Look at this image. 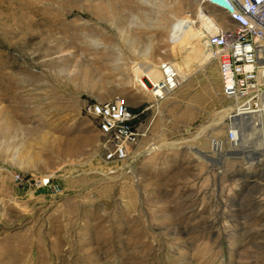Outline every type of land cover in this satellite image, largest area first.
Returning a JSON list of instances; mask_svg holds the SVG:
<instances>
[{
    "label": "rangeland",
    "instance_id": "rangeland-1",
    "mask_svg": "<svg viewBox=\"0 0 264 264\" xmlns=\"http://www.w3.org/2000/svg\"><path fill=\"white\" fill-rule=\"evenodd\" d=\"M227 26L205 0H0V264H264V151L207 46ZM162 61L187 79L156 102ZM119 96L141 134L111 160L89 106Z\"/></svg>",
    "mask_w": 264,
    "mask_h": 264
},
{
    "label": "built area",
    "instance_id": "built-area-1",
    "mask_svg": "<svg viewBox=\"0 0 264 264\" xmlns=\"http://www.w3.org/2000/svg\"><path fill=\"white\" fill-rule=\"evenodd\" d=\"M221 11L227 22L218 32L207 37V46L217 58L223 96L234 102L232 114H255L264 107V0H206ZM161 78L147 82L156 102L165 100L181 84L176 67L170 61L159 64ZM89 112L98 120L101 133L109 142L106 157L123 160L140 137L137 121L140 111L133 108L125 96L98 102L89 106ZM228 139L236 142L237 128H231ZM20 178V175L17 176Z\"/></svg>",
    "mask_w": 264,
    "mask_h": 264
},
{
    "label": "bare ground",
    "instance_id": "bare-ground-1",
    "mask_svg": "<svg viewBox=\"0 0 264 264\" xmlns=\"http://www.w3.org/2000/svg\"><path fill=\"white\" fill-rule=\"evenodd\" d=\"M200 17L204 21H207L209 23L213 19L207 13V11L204 8H202L200 11ZM209 26H210V24H209ZM213 29H214V27H212L211 30H213ZM204 54H205L204 57H209L211 55L209 51H207L206 53L204 52ZM261 63L263 64L262 72L264 73V56H263V59L261 60ZM179 76L183 77V80L187 79V76H185V73H179ZM149 79L151 80L152 83H156L159 80V78H154V79L149 78ZM140 84L144 89H146L149 86L148 84L145 83V81L140 82ZM149 89L151 90L152 88H150V86H149ZM232 110H233V108H232ZM227 116L234 122V125H236V126L238 125L239 128H241V130H242V133H239L240 140L238 142V144L241 148L243 147V149H246V151H247V148H249L248 144H250L249 138H250L251 133L252 132L253 133L258 132L259 133L258 134L259 135L258 136V140H259L258 143L259 144H256V145H258V147H259L258 149L264 151V107L261 111H259L258 113H255V114L237 115V114H232V111H231V115H227ZM256 116L258 118V122H256ZM205 130H206V127L204 128L203 131H205ZM213 148L215 151L220 152L221 143L219 141H215L213 143ZM75 151H76V149L75 150L74 149L69 150V153H72ZM243 151H245V150H243Z\"/></svg>",
    "mask_w": 264,
    "mask_h": 264
}]
</instances>
